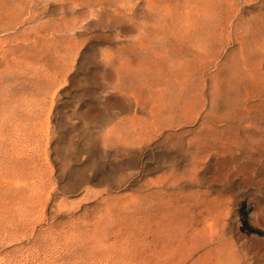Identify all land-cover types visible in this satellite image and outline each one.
I'll return each instance as SVG.
<instances>
[{
  "label": "rangeland",
  "instance_id": "obj_1",
  "mask_svg": "<svg viewBox=\"0 0 264 264\" xmlns=\"http://www.w3.org/2000/svg\"><path fill=\"white\" fill-rule=\"evenodd\" d=\"M164 263L264 264V0H0V264Z\"/></svg>",
  "mask_w": 264,
  "mask_h": 264
},
{
  "label": "bare ground",
  "instance_id": "obj_2",
  "mask_svg": "<svg viewBox=\"0 0 264 264\" xmlns=\"http://www.w3.org/2000/svg\"><path fill=\"white\" fill-rule=\"evenodd\" d=\"M248 210V209H247ZM175 249V248H174ZM178 253V252H177ZM173 254V253H172ZM211 255V254H210ZM171 257V256H170ZM204 257V256H203ZM151 258V257H150ZM171 259V258H170ZM204 259V258H203ZM151 260V259H150ZM201 260V259H200ZM152 261V260H151ZM167 261V260H166ZM156 262V261H155ZM176 262V261H175ZM147 263V262H146ZM195 263V262H194ZM207 263V262H206ZM209 263V262H208ZM165 264V263H164Z\"/></svg>",
  "mask_w": 264,
  "mask_h": 264
}]
</instances>
